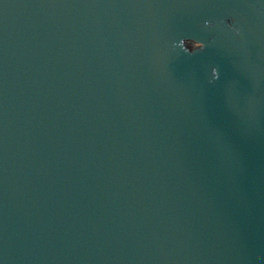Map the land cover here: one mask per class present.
<instances>
[{
	"label": "water",
	"instance_id": "1",
	"mask_svg": "<svg viewBox=\"0 0 264 264\" xmlns=\"http://www.w3.org/2000/svg\"><path fill=\"white\" fill-rule=\"evenodd\" d=\"M0 264H264V0H0Z\"/></svg>",
	"mask_w": 264,
	"mask_h": 264
},
{
	"label": "clouds",
	"instance_id": "2",
	"mask_svg": "<svg viewBox=\"0 0 264 264\" xmlns=\"http://www.w3.org/2000/svg\"><path fill=\"white\" fill-rule=\"evenodd\" d=\"M224 23H226L228 29H230L235 34L240 35L241 29L239 26L235 25L234 19H229V20L225 21ZM205 27L212 28V27H215V25L210 21H205ZM201 47H203L202 43H201Z\"/></svg>",
	"mask_w": 264,
	"mask_h": 264
}]
</instances>
